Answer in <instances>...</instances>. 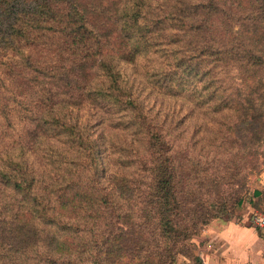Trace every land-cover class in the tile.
Instances as JSON below:
<instances>
[{
	"label": "trees",
	"instance_id": "1",
	"mask_svg": "<svg viewBox=\"0 0 264 264\" xmlns=\"http://www.w3.org/2000/svg\"><path fill=\"white\" fill-rule=\"evenodd\" d=\"M263 166L264 0H0V264H176Z\"/></svg>",
	"mask_w": 264,
	"mask_h": 264
},
{
	"label": "crops",
	"instance_id": "2",
	"mask_svg": "<svg viewBox=\"0 0 264 264\" xmlns=\"http://www.w3.org/2000/svg\"><path fill=\"white\" fill-rule=\"evenodd\" d=\"M253 177L262 184L253 190L260 191L254 196L258 206L250 203L240 216L216 218L207 224L195 238L199 264H264V226L254 220L256 213L264 215V168L252 175V181ZM182 263L190 261L184 259Z\"/></svg>",
	"mask_w": 264,
	"mask_h": 264
},
{
	"label": "rangeland",
	"instance_id": "3",
	"mask_svg": "<svg viewBox=\"0 0 264 264\" xmlns=\"http://www.w3.org/2000/svg\"><path fill=\"white\" fill-rule=\"evenodd\" d=\"M139 60H144V59L140 58ZM139 65H140V67L138 69H136L134 67V64L123 63V66L125 67L126 72L128 74V84L132 86V89L135 90L137 92V94L139 95V97L144 101L145 108L150 110V111H148L149 115L156 114L155 112H159V116L161 119H164V117L167 116L169 121H171L175 117L178 119V117L184 116V123L182 125L178 126L177 128H179V130L183 133V135H185L187 137H190L191 133L194 130V127H196V126H199V128L201 127L200 129H201L202 133H207L208 132L207 130L209 128L213 127V124L215 122L210 120V119H212L211 114L206 113L205 115H201L198 112H195L193 114H187L186 110L189 108L188 105H187L188 107L186 106V107L181 108V106H180L181 102H177V105H175L176 102H173L172 98L163 97L158 92H155V93L153 92L152 94H149L150 88L145 87L146 83H145V80L143 78L144 74H145V68H143V62H139ZM178 109H180V111H178ZM100 116L104 117V114L102 113ZM105 118H106V122L104 125H106L109 122L115 121V119H117V115L111 114V115L105 116ZM214 127H216L215 124H214ZM109 130L111 132V136L114 135L113 137H111V139H113L117 144L120 145V148H122L121 153L124 155V153H129L128 151H130V153L134 155V156L133 155L132 156L135 159L137 156L135 153L136 148H135L134 144L133 143L130 144L129 142L124 143L123 138H122L123 134L121 132H117L116 129L109 127ZM124 131H125V129L123 130V132ZM126 147L128 148V150H126ZM132 151H134V153H132ZM118 157H120V153L118 151L111 153V160L114 158L117 159ZM117 161L118 162L116 164L108 163L107 179H109L110 173H113V171H115L117 169L120 171H126V170L128 171L127 166L124 167V165H122L119 160H117ZM263 168H264V166L262 167V169ZM254 180H255V177H253V181L250 180V186H251L250 191L251 192L256 187H260L262 185L260 182V179H256L255 181ZM254 202H255V205L258 206V202H256V201L246 202L242 208H240L236 211L235 216L242 215V213L246 209L247 205L250 203L254 204ZM194 245H196L195 240H194ZM194 248H195V246H194ZM194 255H195V249L192 252V254H190V255L189 254L188 255L181 254L178 257L176 264H178L179 262L182 263V261L184 259L189 260L190 264H199V261L197 259H194Z\"/></svg>",
	"mask_w": 264,
	"mask_h": 264
},
{
	"label": "built area",
	"instance_id": "4",
	"mask_svg": "<svg viewBox=\"0 0 264 264\" xmlns=\"http://www.w3.org/2000/svg\"><path fill=\"white\" fill-rule=\"evenodd\" d=\"M254 220L258 226H264V215L261 213H256L254 215Z\"/></svg>",
	"mask_w": 264,
	"mask_h": 264
}]
</instances>
